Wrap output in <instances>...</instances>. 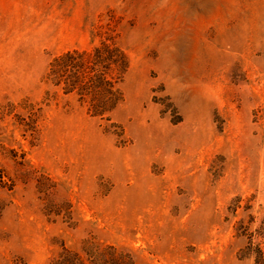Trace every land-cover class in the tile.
Here are the masks:
<instances>
[{"label":"rangeland","instance_id":"rangeland-1","mask_svg":"<svg viewBox=\"0 0 264 264\" xmlns=\"http://www.w3.org/2000/svg\"><path fill=\"white\" fill-rule=\"evenodd\" d=\"M107 34L130 66L102 118L46 73ZM244 224L264 227V0H0V264H264Z\"/></svg>","mask_w":264,"mask_h":264},{"label":"trees","instance_id":"trees-1","mask_svg":"<svg viewBox=\"0 0 264 264\" xmlns=\"http://www.w3.org/2000/svg\"><path fill=\"white\" fill-rule=\"evenodd\" d=\"M129 66L125 48L116 40V35L107 34L92 48H71L55 55L49 63L46 79L66 92L76 91L91 114L109 118L123 100L120 83ZM244 228L249 234L251 249L263 256L264 227L259 233L249 231L248 224H244ZM54 264H134V260L130 253L110 244L99 250L96 259L91 258V254L82 257L64 247Z\"/></svg>","mask_w":264,"mask_h":264}]
</instances>
